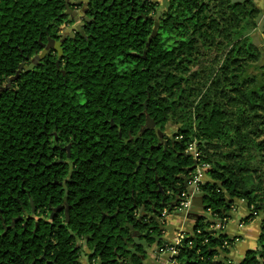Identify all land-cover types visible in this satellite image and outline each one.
<instances>
[{"label":"trees","instance_id":"trees-1","mask_svg":"<svg viewBox=\"0 0 264 264\" xmlns=\"http://www.w3.org/2000/svg\"><path fill=\"white\" fill-rule=\"evenodd\" d=\"M73 1L0 0V264H81L78 241L89 264H141L147 246L163 243L159 219L188 191L195 163L208 166L196 195L214 220L197 216L174 264H233L219 260L232 240L215 226L236 199L261 216L259 246L237 264H264V167L246 153L262 142L243 135L249 117L264 130V48L249 39L264 10L254 0H167L157 15V1L87 0L82 33L65 40L62 56L42 54ZM209 31L229 47L223 80L238 78L229 90L240 106L235 125L208 101L195 132L161 133L164 146L157 131L184 80V56ZM214 142L236 143L227 158L245 156L211 161L203 149Z\"/></svg>","mask_w":264,"mask_h":264},{"label":"rangeland","instance_id":"rangeland-1","mask_svg":"<svg viewBox=\"0 0 264 264\" xmlns=\"http://www.w3.org/2000/svg\"><path fill=\"white\" fill-rule=\"evenodd\" d=\"M151 1L158 2L159 6L157 8V15H159L162 11L161 8L166 4L167 0ZM259 5L260 7L262 6L261 4ZM82 9H84V7H82ZM263 10L264 8L262 11ZM262 17L264 18V15ZM262 19H259L257 28L249 35L250 42L261 50L264 48V41L261 38L264 29ZM224 42L225 39L222 34H217L215 31H209V36H203L197 39L192 53L184 56V80L181 84V88L177 89L172 97L173 107L168 112V120L164 123L161 130V133L168 139H176L180 137H176L180 130H186L193 134L196 127V115L201 111L202 105L208 101L220 102L221 106H223L228 114H231L229 115V121L235 125V114L240 106H238L239 102L237 97L234 96V94H231L229 90L232 88L231 83L238 81V78L230 79V77H226L225 80H223L224 75L220 74V70L224 65V59L226 57L225 54L229 49V47H224ZM250 63H255V61L252 60ZM257 63H261V60ZM250 70L252 71V68ZM239 73H241L240 70L237 71V74ZM244 75L245 74H243V76ZM257 113L258 115H262L260 110H258ZM248 119H250L248 121V128L243 130L244 138L251 139L248 134L252 133L256 142H262V150L259 152L255 149L254 145H251L250 150L246 153L255 156L251 163L255 164V162L260 161V166L264 167V130L258 116L254 118L249 117ZM248 129L251 131L249 132ZM196 143L197 141L195 138L189 143V153H191L193 157L195 156V153H198ZM237 148L238 146L236 143L229 145L227 142H214L207 145L206 148L204 147L203 150L205 151L206 156L212 159L211 161L225 160L229 164L237 165V161H239L240 158H243L245 154H242L241 157L227 158L223 156L227 151L237 150ZM194 158L197 161L198 157ZM196 167H198L197 163L193 165L191 173H193V170ZM206 169H208V167L201 170L199 183L205 180L204 172ZM180 201L181 199L176 200L174 203L176 208L181 207ZM188 209L189 208H186V212ZM204 214L205 213H203V215ZM172 216L174 218V215ZM83 243V241L77 242V246L80 247V261L82 264H89L87 258L89 249L83 246ZM155 246L156 244H152L150 247L154 248ZM258 246L259 243L257 240V248ZM144 256L147 261H152V264L162 263L159 262V260L156 262L155 254L151 259L148 252ZM141 264H143V260Z\"/></svg>","mask_w":264,"mask_h":264},{"label":"crops","instance_id":"crops-1","mask_svg":"<svg viewBox=\"0 0 264 264\" xmlns=\"http://www.w3.org/2000/svg\"><path fill=\"white\" fill-rule=\"evenodd\" d=\"M254 2L260 9L264 8V0H254ZM259 4L262 6L260 7ZM206 178L205 176L204 179ZM196 196L194 195L193 198ZM187 208H189L187 212L186 208L184 209L181 206L163 213L159 219V228L162 231L161 240L163 243L156 245L154 248L150 246L146 247L145 254L148 252L150 259L155 254L156 262L159 260V262H162L161 264H174L171 262L172 255L169 251L165 250L166 245L173 244L180 234L183 233L185 237L186 234L190 233L197 216L201 215L208 220H214L208 212L203 211L202 207L192 206L190 203V206ZM203 213L205 214L203 215ZM249 214V208L243 200H234L229 217L225 221L221 231L232 240L228 252L221 255V257L233 264L241 262L249 250L257 249L261 216L255 215L249 217ZM172 215H174V218ZM151 262L147 261L144 256L143 264H152Z\"/></svg>","mask_w":264,"mask_h":264},{"label":"flooded vegetation","instance_id":"flooded-vegetation-1","mask_svg":"<svg viewBox=\"0 0 264 264\" xmlns=\"http://www.w3.org/2000/svg\"><path fill=\"white\" fill-rule=\"evenodd\" d=\"M72 3H73V5H75V6H73V7H75V8L67 10V11H68V12H67V13H68L67 21L64 22V24L61 26V28H60L61 31H60V33H59V37H58L57 39H53V38H52V39L54 40V42H59V43H60V45H59L60 50H61V47H62L63 43L65 42V40H68V38H73V36H74L77 32H81V33H82V28H83V26H84V21H85L84 18L86 17V16H85V8H86L87 0H75V1H73ZM82 7H84V9H82ZM74 12H77V15H74V17H72ZM83 12H84V13H83ZM80 13H82V14H80ZM88 21H89V20H88ZM81 23H82V26H81L80 28H78V26H79ZM69 28H73L72 32L68 30ZM71 34H72V35H71ZM53 46H54V45H51L49 49H46L45 47H43V51H42V53H43V54H44V53H49V52L52 51V50L57 51ZM57 53H59V55L62 56L61 51H60V52L57 51ZM157 132H158V136H159L160 141H161V142L163 143V145L165 146V145H166V140H164V139L162 138V134H161V132H159V131H157ZM55 139H56V137H55ZM56 140H57V139H56ZM61 149H64V150L66 151L67 155L70 154L71 143L66 144V145H65L64 147H62ZM189 178H190V177H189ZM189 178H188L187 181H185L188 190H189V186H188ZM179 194H180V193H178L177 200L180 199V198H179ZM196 194H197V193H196ZM192 198H193V197H192ZM191 202H192V199H191ZM175 209H176V208H175ZM66 210H67V209H66ZM17 218H18V219H22L21 216H18ZM4 231H6V229H5ZM83 245H85V242L83 243Z\"/></svg>","mask_w":264,"mask_h":264},{"label":"built area","instance_id":"built-area-1","mask_svg":"<svg viewBox=\"0 0 264 264\" xmlns=\"http://www.w3.org/2000/svg\"><path fill=\"white\" fill-rule=\"evenodd\" d=\"M198 154L195 153L194 157H197ZM195 159V158H194ZM206 167H208L207 165H198V167H196L193 170V173H191L192 175H190L189 181H188V186H189V190L188 191H183L179 194V198L181 199L180 201V205L185 209L187 207L190 206L191 203V199L194 195H196V193L198 192V183L200 182V177H201V170H204ZM225 221H223L222 223H217L215 226V229L217 230H222L223 229V225H224ZM184 238V234H180L177 239L174 241L173 244H169L166 245L165 250L169 251L171 256V262L174 263V256L177 254V247L180 245L181 240Z\"/></svg>","mask_w":264,"mask_h":264},{"label":"water","instance_id":"water-1","mask_svg":"<svg viewBox=\"0 0 264 264\" xmlns=\"http://www.w3.org/2000/svg\"><path fill=\"white\" fill-rule=\"evenodd\" d=\"M66 9L69 10L68 4H66ZM80 14H82V13H80ZM74 15H77V12H74L72 17H74ZM84 20L88 21V19L86 17L84 18ZM156 25H157V23H155V27H156ZM81 26H82V23L78 26V28H80ZM68 30L72 32L73 28H69ZM154 35H155V29H153V32H152V36H154ZM51 45H54L53 47L57 51H59V52L61 51L60 47H59L60 43L59 42H54V40L51 39V38L48 40L47 44H44L43 46L46 49H49ZM39 58H40V55H35L34 58H33V62L29 65L28 68L29 69L32 68L33 67V63L37 62ZM21 68H22V66H19V68L16 71L15 75L10 78V81L14 80L18 76L19 72L21 71ZM146 125H148L149 127H153L154 126V124L149 119H147ZM191 204H192V206L202 207V200H201L200 197H194V198H192ZM31 205H32V203H31ZM31 211H32V213L34 212V207L33 206L31 208ZM65 217H66V221H67V219H68L67 211H65ZM156 221H158V219ZM219 260H223V257H220ZM213 264H215V262Z\"/></svg>","mask_w":264,"mask_h":264},{"label":"snow or ice","instance_id":"snow-or-ice-1","mask_svg":"<svg viewBox=\"0 0 264 264\" xmlns=\"http://www.w3.org/2000/svg\"><path fill=\"white\" fill-rule=\"evenodd\" d=\"M144 3L147 4L148 3V0H144ZM56 139H58V136L56 137Z\"/></svg>","mask_w":264,"mask_h":264}]
</instances>
